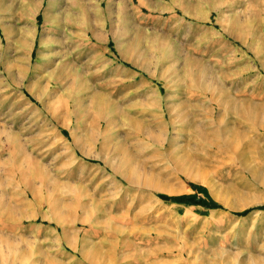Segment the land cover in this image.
Listing matches in <instances>:
<instances>
[{"label":"rangeland","instance_id":"1","mask_svg":"<svg viewBox=\"0 0 264 264\" xmlns=\"http://www.w3.org/2000/svg\"><path fill=\"white\" fill-rule=\"evenodd\" d=\"M0 264H264V0H0Z\"/></svg>","mask_w":264,"mask_h":264},{"label":"bare ground","instance_id":"2","mask_svg":"<svg viewBox=\"0 0 264 264\" xmlns=\"http://www.w3.org/2000/svg\"><path fill=\"white\" fill-rule=\"evenodd\" d=\"M8 70V69H7ZM39 99V98H38ZM99 121V120H98ZM100 122V121H99ZM73 145H75V148H77V145L79 146V140H78V138L77 139H75L74 138V141H73ZM74 151V150H73ZM73 154H75V151H74V153ZM87 156V155H86ZM27 190V189H26ZM23 191V195H24V199H28V195L30 194L31 195V197H30V199H33L34 198V194H32L31 192H27V191ZM29 195V196H30ZM48 205V204H47ZM37 216V215H36ZM31 218H34L35 217V214L32 216H30ZM42 219H44L43 218V216H42V218H41V220ZM36 220V219H35ZM65 231H66V228H62V235L64 236V234H65ZM54 232H56V229H55V231ZM65 239V238H64ZM66 239H67V237H66ZM72 248V247H71ZM73 249V251H75V249L74 248H72Z\"/></svg>","mask_w":264,"mask_h":264}]
</instances>
